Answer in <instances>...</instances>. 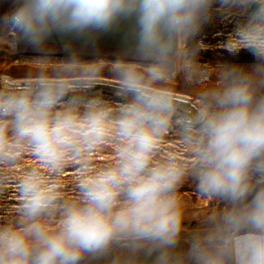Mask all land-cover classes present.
<instances>
[{"label":"clouds","instance_id":"clouds-1","mask_svg":"<svg viewBox=\"0 0 264 264\" xmlns=\"http://www.w3.org/2000/svg\"><path fill=\"white\" fill-rule=\"evenodd\" d=\"M0 52V264H264V0H0Z\"/></svg>","mask_w":264,"mask_h":264},{"label":"rangeland","instance_id":"rangeland-1","mask_svg":"<svg viewBox=\"0 0 264 264\" xmlns=\"http://www.w3.org/2000/svg\"><path fill=\"white\" fill-rule=\"evenodd\" d=\"M226 33L224 31H217L213 34L212 37H210V39H218L220 37L225 36ZM214 47H220V45H208L209 51L205 54L206 57L208 59H211L213 56H215V52L212 50ZM13 58L8 57L7 54L5 52H0V64L4 63V62H9L11 64V68L8 69L9 73L11 75H18L20 72L23 71V68L18 67V65L20 64L19 61H11ZM206 68H210L211 64L208 63L205 65ZM179 83V82H177ZM195 95V93H183V103L185 105L190 104L194 98L193 96ZM193 194L192 193H187L185 194V200L188 201L190 197H192ZM12 199H14V197L11 195V193H9L6 198L3 201H0V223H3L6 221L7 217H8V212L9 209L11 207V205L9 204V201H11ZM194 199V196H193ZM192 203H195V201L193 200ZM207 212V209L203 206L200 205L199 207L193 208L192 209V214L190 218H195L197 219V227H199V221L200 218ZM189 228V232L194 231V229L191 227V224L188 225Z\"/></svg>","mask_w":264,"mask_h":264},{"label":"crops","instance_id":"crops-1","mask_svg":"<svg viewBox=\"0 0 264 264\" xmlns=\"http://www.w3.org/2000/svg\"><path fill=\"white\" fill-rule=\"evenodd\" d=\"M106 46L111 47L112 46V42L111 41L107 42ZM193 98H195V95L193 96Z\"/></svg>","mask_w":264,"mask_h":264}]
</instances>
